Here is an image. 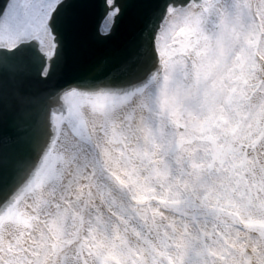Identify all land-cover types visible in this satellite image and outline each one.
Masks as SVG:
<instances>
[{
	"label": "snow or ice",
	"instance_id": "1",
	"mask_svg": "<svg viewBox=\"0 0 264 264\" xmlns=\"http://www.w3.org/2000/svg\"><path fill=\"white\" fill-rule=\"evenodd\" d=\"M0 264H264V0H0Z\"/></svg>",
	"mask_w": 264,
	"mask_h": 264
},
{
	"label": "water",
	"instance_id": "2",
	"mask_svg": "<svg viewBox=\"0 0 264 264\" xmlns=\"http://www.w3.org/2000/svg\"><path fill=\"white\" fill-rule=\"evenodd\" d=\"M101 23L102 21L100 20L99 16H96L92 21V27L96 28ZM127 30H128V22L126 21L124 25H122L120 31H118L117 35L113 37L111 41L91 44V48L94 54L90 55L88 54V52H85L83 58L71 62L68 68L64 72L58 74V76L55 78L53 82L58 83L64 79L79 74L89 64H91L94 61L96 56H103L110 54L112 51L115 50L116 47H118Z\"/></svg>",
	"mask_w": 264,
	"mask_h": 264
}]
</instances>
